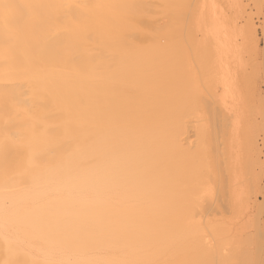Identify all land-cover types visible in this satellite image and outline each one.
<instances>
[{
	"label": "bare ground",
	"instance_id": "bare-ground-1",
	"mask_svg": "<svg viewBox=\"0 0 264 264\" xmlns=\"http://www.w3.org/2000/svg\"><path fill=\"white\" fill-rule=\"evenodd\" d=\"M175 5L0 0V264H235L189 205L207 168L180 113L198 100L177 32L147 23Z\"/></svg>",
	"mask_w": 264,
	"mask_h": 264
},
{
	"label": "rangeland",
	"instance_id": "rangeland-1",
	"mask_svg": "<svg viewBox=\"0 0 264 264\" xmlns=\"http://www.w3.org/2000/svg\"><path fill=\"white\" fill-rule=\"evenodd\" d=\"M176 1L147 23L165 26L166 41L177 32L184 100H198L180 113L184 148L207 168L191 211L214 220L223 231L215 245L235 264H264V0ZM211 34L212 63L219 65L210 75L194 54Z\"/></svg>",
	"mask_w": 264,
	"mask_h": 264
}]
</instances>
